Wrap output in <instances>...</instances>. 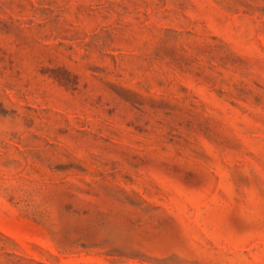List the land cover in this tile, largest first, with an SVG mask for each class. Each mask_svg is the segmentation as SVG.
<instances>
[{
    "label": "rangeland",
    "instance_id": "obj_1",
    "mask_svg": "<svg viewBox=\"0 0 264 264\" xmlns=\"http://www.w3.org/2000/svg\"><path fill=\"white\" fill-rule=\"evenodd\" d=\"M0 264H264V0H0Z\"/></svg>",
    "mask_w": 264,
    "mask_h": 264
}]
</instances>
